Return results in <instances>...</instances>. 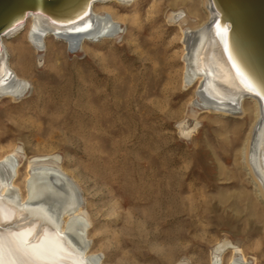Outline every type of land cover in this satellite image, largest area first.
Returning <instances> with one entry per match:
<instances>
[{"label": "bare ground", "instance_id": "obj_1", "mask_svg": "<svg viewBox=\"0 0 264 264\" xmlns=\"http://www.w3.org/2000/svg\"><path fill=\"white\" fill-rule=\"evenodd\" d=\"M44 1L0 0V100L20 101L32 94L35 63L43 61L54 74L49 77L55 80L59 98L48 107L50 126L72 124L80 134L86 121L102 126L108 111L120 108L118 100L131 91L141 70L158 64L160 49L166 56L164 41L173 34L169 47L175 52L164 57L170 81L164 91H174L175 84L195 90L180 112L166 115L176 120L178 132L186 138L197 129L198 110L226 118L212 120L219 123L214 133L221 153L211 146L209 155L220 181L234 191L219 189L209 195L196 190L214 185L195 177L192 170L162 173L163 182L145 194L137 221H132L130 211L123 217V235L130 237L131 232L143 239L166 264H188L177 259L189 252L181 250L179 241L200 230L196 241L212 246L208 264H264V0H166L167 11L157 8L147 13V27L136 9L138 0H53L47 5ZM160 13L164 25L159 23ZM145 34L147 40L142 39ZM107 42H125L130 59L137 63L134 70H125L126 89L121 86L118 91L115 76L114 83H108L115 101L110 108L100 96L105 90L95 74L73 73L75 64L71 67L68 62L69 53L83 52L113 74L116 56L95 49ZM178 61L181 67L174 71ZM186 119L195 121L192 129L186 127ZM207 146L205 141L203 147ZM190 160L201 164L197 156ZM228 163L232 168L226 172ZM143 182L138 173L130 174L126 188L138 192ZM244 183L250 185L249 191ZM90 208L79 180L61 158L13 143L2 146L0 140L2 264H130L122 257L109 261L117 248L109 234H102V227L91 232L98 213ZM237 220L247 237L258 225L260 241L254 246L262 247L261 261L248 263L247 253L237 243L228 237L208 239L206 228L199 227L203 223L231 231ZM162 225L170 228L165 243L148 240L149 234H159ZM189 259L191 264H204L199 254Z\"/></svg>", "mask_w": 264, "mask_h": 264}, {"label": "rangeland", "instance_id": "obj_2", "mask_svg": "<svg viewBox=\"0 0 264 264\" xmlns=\"http://www.w3.org/2000/svg\"><path fill=\"white\" fill-rule=\"evenodd\" d=\"M157 8L167 11L166 0L137 1L136 9L139 10L143 25L146 27L148 25L145 19L147 13ZM158 17L160 18L159 23L164 25L161 13ZM148 34H151V28H148ZM146 36L148 35L145 34L142 39L147 40ZM172 39H175L173 34L166 36L164 41L168 50L166 56L160 49L158 64H149L146 70H141L131 91H125L126 96L123 95V99L118 100L120 108L116 111H108L109 119L103 121L102 126L86 121L81 125V134L78 133L75 125L56 127L48 123V107L52 103H57L59 98L55 94V80L49 77L54 74L43 65V61L35 63L36 82L32 94L28 93L20 101H10L7 98L0 100L2 146L13 143L16 147L32 149L38 154L52 153L62 159L68 170L73 171L79 180L82 195L92 207L90 209L98 213L94 222L95 227L91 232L102 227V234H109L113 247L117 248L115 254H111L109 261L122 257L130 264H166L158 259V255L148 248L143 239H138L131 232L130 237H126L123 235L126 233L122 231L125 214L130 211L132 221H137V211H140L146 204L145 194L157 182H163L162 173L192 170L195 177L214 185L209 189L197 186L196 190L209 193V195H214L219 189L234 191L229 183L223 184L222 180L220 181L217 167L212 163L214 161L209 155L211 146L216 154L221 153L216 148L219 142L214 133L219 123H212V120L219 121L226 118L200 109L197 111V122H199L197 129L189 138H186L178 132L176 120L169 119L166 115L171 110L180 112L191 100L195 90L194 88H180L175 84L174 91L169 93L164 91L165 87H170L166 74L167 66L164 67V64L165 58L168 59L175 52L169 47ZM126 46L125 42L119 44L107 42L103 47L95 48L100 52H97L98 54L116 56L117 70H114L113 74L103 70L97 59H92L83 52L68 54L71 67L75 64L73 73L79 71L82 74L84 72L95 74L97 82L105 90V93L100 90L102 93L100 96L109 108L115 101L108 83H114L116 78L119 82L118 91L121 86L126 89L129 83L123 81V79L126 80L125 70H134V65L137 66V63L135 61L133 63L130 59L131 55L128 54ZM181 63L182 61H178L174 71L181 67ZM163 68H165L164 71ZM41 86L42 89L39 88ZM85 120H90V118L87 117ZM227 121L232 122L230 118ZM185 122L188 129H192L195 125V121L191 119H186ZM205 141L209 143L207 148L203 147ZM18 152L21 153V149ZM191 156L199 157L201 164L196 166L192 163ZM231 168L232 164H226V172ZM137 173L144 179L143 184L141 183L142 189L138 192L128 190L126 179L130 174L134 176ZM152 173H158L159 176L154 179L151 177ZM190 183L193 182L190 181ZM243 185L246 190L251 189L247 183ZM234 225L236 229L228 231L219 225L206 226V224L199 223V227L206 228L208 233L205 234H208V239L217 240L228 237L247 253L248 263L253 259L261 261L259 252L262 247L255 248L254 246L260 241L258 225L254 226L256 229L249 233V237L246 236L248 233L245 230L242 231L238 220ZM169 229L168 226L162 225L159 227V234H149L147 239L154 238L158 244H164ZM201 234L198 230L194 233H187L180 239L181 250H187L190 253L179 254L177 258L179 261L191 264L192 261L189 258L193 254H199L204 264L209 263L212 246L196 241L195 236Z\"/></svg>", "mask_w": 264, "mask_h": 264}, {"label": "water", "instance_id": "obj_3", "mask_svg": "<svg viewBox=\"0 0 264 264\" xmlns=\"http://www.w3.org/2000/svg\"><path fill=\"white\" fill-rule=\"evenodd\" d=\"M51 3H54V1L53 0H46V1H44V5L51 4Z\"/></svg>", "mask_w": 264, "mask_h": 264}, {"label": "snow or ice", "instance_id": "obj_4", "mask_svg": "<svg viewBox=\"0 0 264 264\" xmlns=\"http://www.w3.org/2000/svg\"><path fill=\"white\" fill-rule=\"evenodd\" d=\"M0 264H2V262H0Z\"/></svg>", "mask_w": 264, "mask_h": 264}]
</instances>
